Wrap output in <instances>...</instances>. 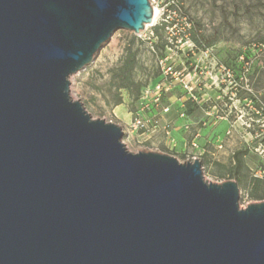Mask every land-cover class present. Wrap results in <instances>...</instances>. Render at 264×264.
I'll list each match as a JSON object with an SVG mask.
<instances>
[{
	"label": "water",
	"instance_id": "95a60500",
	"mask_svg": "<svg viewBox=\"0 0 264 264\" xmlns=\"http://www.w3.org/2000/svg\"><path fill=\"white\" fill-rule=\"evenodd\" d=\"M149 0H0V264H264V200L201 162L130 152L69 96Z\"/></svg>",
	"mask_w": 264,
	"mask_h": 264
},
{
	"label": "rangeland",
	"instance_id": "374dc122",
	"mask_svg": "<svg viewBox=\"0 0 264 264\" xmlns=\"http://www.w3.org/2000/svg\"><path fill=\"white\" fill-rule=\"evenodd\" d=\"M154 6L162 37H155V25L140 35L117 29L85 69L68 77L70 98L91 118L125 128L141 91L161 75L159 59L165 57L163 64L176 73L167 77L171 87L162 102L171 104V111L164 119L178 126L177 111L185 108L192 124L170 136L162 130L124 133L126 149L169 154L179 162L196 156L204 180L237 182L240 208L264 200V182H255L264 179V0H155ZM128 47L136 51L130 85L118 87L112 75ZM183 82L193 87L190 93ZM195 131L205 151L190 146ZM238 150L245 153L235 176ZM255 187L258 196L252 197Z\"/></svg>",
	"mask_w": 264,
	"mask_h": 264
},
{
	"label": "built area",
	"instance_id": "2783aa9c",
	"mask_svg": "<svg viewBox=\"0 0 264 264\" xmlns=\"http://www.w3.org/2000/svg\"><path fill=\"white\" fill-rule=\"evenodd\" d=\"M151 5H154L155 0H149ZM155 25V22L150 23L148 26L144 27V29H148L150 27H153ZM142 30H140L138 35ZM153 49V47H151ZM166 60L165 57H161L159 59V64L162 69L161 75L155 79V81L148 86H146L140 94V101H139V107L137 111L135 112L134 116L132 117L130 123L127 127L122 129L123 134L124 133H132V132H138L139 130H142V134L145 132H153L155 130H162L165 132L167 136L171 135V132L175 129L182 128L184 130H187L189 126L192 124L187 119L186 110L181 109L178 110V116L182 119V122L178 126H174L171 121L164 119V116H166L171 111V104L163 103L162 98L163 94L168 91L171 87V82L167 80V77L171 74H175L176 71L173 72L171 65H164V61ZM182 82V80H181ZM183 87L188 90L190 93L193 89L192 86H189L187 82H183ZM191 95V94H190ZM193 99L195 97L191 95ZM190 99V98H189ZM183 107L184 104H181ZM205 124V121L198 120V122ZM226 135L230 133V130H226ZM200 132L195 131L190 140V146L194 149H201L202 151H205L204 147L200 145L199 137ZM122 141L124 143V140L122 138ZM203 145V144H202ZM218 147H221V144H218ZM196 156H192V160L187 161H193L196 159ZM198 159V158H197Z\"/></svg>",
	"mask_w": 264,
	"mask_h": 264
},
{
	"label": "trees",
	"instance_id": "16d2710c",
	"mask_svg": "<svg viewBox=\"0 0 264 264\" xmlns=\"http://www.w3.org/2000/svg\"><path fill=\"white\" fill-rule=\"evenodd\" d=\"M160 25H155L153 27V30L155 32V37H162L161 33L159 32ZM196 41V39H195ZM135 58H136V51L132 50L131 47L126 48L124 55L121 58L120 66L117 68V70L112 75L113 78H118L119 84L118 87H127L130 85V77L132 73L133 66L135 64ZM138 94V89H137ZM120 103V98H117L116 104ZM189 101L186 102V106H189ZM245 153V150H238L234 153V166L235 169L233 170L234 175L238 176L239 174V168L242 165V156ZM256 184L259 182H264V179L262 180H255ZM252 197H257V189L256 187L250 194Z\"/></svg>",
	"mask_w": 264,
	"mask_h": 264
},
{
	"label": "bare ground",
	"instance_id": "6f19581e",
	"mask_svg": "<svg viewBox=\"0 0 264 264\" xmlns=\"http://www.w3.org/2000/svg\"><path fill=\"white\" fill-rule=\"evenodd\" d=\"M152 8H153V20H152V22H154V19L156 17V14L158 13V10H157V8L154 5H152ZM149 24H145V27L148 26Z\"/></svg>",
	"mask_w": 264,
	"mask_h": 264
}]
</instances>
